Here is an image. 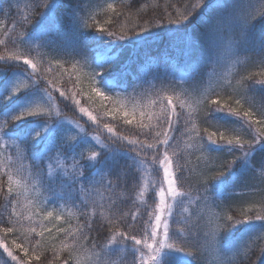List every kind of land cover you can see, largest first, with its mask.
<instances>
[{
  "label": "trees",
  "instance_id": "obj_1",
  "mask_svg": "<svg viewBox=\"0 0 264 264\" xmlns=\"http://www.w3.org/2000/svg\"><path fill=\"white\" fill-rule=\"evenodd\" d=\"M56 7L49 10L43 16L33 19V0H0V56H7L9 52L20 51L14 49L9 37H15L20 32L29 28L28 36L33 41L41 38V33L49 25L59 24L62 18L67 19L72 10L76 7H85L89 22L100 21L104 24L111 20L110 30L119 33L122 29H127L137 23H140L139 16L143 15L146 19L151 16L159 18L161 13L172 12L174 15L182 14L186 4L196 3V0H140L137 7L131 11L126 5L131 4V0H54ZM224 3L229 10L235 13L245 15L251 19L249 25L250 36L253 37L244 45L245 50L257 51L256 41L259 36L264 33V0H205L200 9L190 18L189 21L182 25L177 24H161L157 28L149 29L146 32L129 37L123 41H111L106 34L96 31L95 28H82L74 26L70 32L71 43L57 42L55 51L61 55H72L79 57L81 54L87 56L92 62L93 67L103 69L98 76L99 86L107 90L108 96L111 99H103L91 92V86L88 85L87 78L80 73L81 82L76 83L77 73L72 70L69 64H65L64 68H58L55 65L56 59H64L55 53L45 52L49 61H51V71H47L48 65H45L42 72L47 79L52 81L51 90L53 102L60 112V115H75L72 111L65 108V101L59 96L60 92L66 97H79L81 102L89 107V109L98 115L102 125L109 124L114 129V134L127 137L126 141L122 142L121 157H113L111 154L104 157H97L95 161H85V174L82 179L88 180L94 178L92 182L85 181L83 184L78 183L71 192L68 189L71 187V176L73 174L74 162L71 154L83 152L85 158L90 157L93 151L99 152L101 147L110 144L112 135L104 131L105 128H96L94 131L86 128L84 139L72 140L64 143L66 137H72L73 130L69 133L59 128L51 131V124L39 117L27 116L19 120L12 121L1 133V137L11 142L14 150L18 154H11L12 157L6 166L0 163V215L7 216L12 209L9 204V199L16 203V211L24 212L27 216V209L35 214L39 211L41 214H46L47 211L53 212V217H49L44 221V226L49 229L45 233L44 242L46 246V255L52 264H57V259L53 255V251L58 253L59 261L68 255L67 249H63V244H73L71 237H66L59 234L57 228L67 229L70 226L78 227V223L82 224L84 218L80 216L77 208L72 206L69 201L54 198L49 201L51 193L44 192L43 188L51 184L52 190L59 192L61 187L64 189L65 196H76L79 199L87 200L91 205L93 202L103 205L102 209H96L97 215L90 216L93 230L88 233L89 242H95L98 245H108V240L111 239L112 233H108V239L102 234V231H97V225L100 223L107 224L113 204H116L127 215L137 213V221H140L141 215L143 219H147L146 207L151 210L157 203L156 191L150 188L151 184L146 182V174L148 168H152L156 174V178L160 177L159 163L155 165L151 163L137 162L135 168L128 170V178L125 181L121 179L120 186L117 184L115 176L103 174V179L97 175L108 169H114L119 163L124 164V161L132 163L129 156H134L135 152L128 153L127 146L129 141L140 140L147 143H154L150 138H146L139 133V128L136 125H125L121 113H116L114 116H108L106 113L113 108L115 103V91H131V87L136 83V77L140 72V65L143 64L144 53L148 52L157 61L162 59L167 54L170 65V73L174 81L186 84L187 88L193 86L198 87L202 94L211 95L208 92L209 81H212L216 94L221 100H226L229 92L233 89L240 88L243 91L242 85H250L253 81L264 80V63H261L260 57L253 53L249 58L246 54H241L239 57H227V52H224L219 65L215 67L201 66L199 72L193 71V66L186 58L177 52V49L182 45L177 43V47H173V42H180L187 34H191L199 41H203L202 33L206 29V23L217 12V6ZM108 4H112L113 8H108ZM118 13L125 15L118 16ZM31 19V23H28ZM200 55L206 56V49L203 43L199 45ZM136 52L134 60L130 57V53ZM22 61L15 60H0V121L5 117H10L23 108H27L37 101L44 103L46 96L37 85H29L21 88V91L11 95L7 100L4 99L15 85L22 83L27 79L26 74L19 71H13L21 64ZM38 67L40 65L38 64ZM124 68L129 71L125 73ZM152 65H145L143 71L151 73ZM250 77V78H249ZM85 80L82 82V79ZM157 87H161L157 82ZM87 91V92H86ZM75 94V95H73ZM246 95L251 99L253 119H260L259 107L264 104V87L257 86L247 91ZM156 99L155 95L138 98V103L143 106L144 111L153 113L151 123L157 124V116L161 115V104L153 107H148L151 100ZM121 102H124L123 100ZM174 102V101H173ZM176 103V102H174ZM132 104L128 103V108L131 110ZM215 107V106H214ZM249 104H245V108ZM177 111L180 109L177 107ZM184 111H190L185 107ZM211 119L226 128H239L241 121L231 114L225 112H214ZM145 123L149 121L145 119ZM163 128H167V124L163 123ZM197 130L208 125L201 124L199 120H195ZM191 128V125H189ZM161 128H156L154 131H161ZM215 130V129H210ZM37 133H39L37 135ZM96 133L101 139V145L93 139L87 138L89 135ZM176 140L174 141L175 150L177 153H183L187 157V164L193 169L192 179L186 183L181 191L190 192V197H185L190 200L188 211H180L177 215H173V220L180 221L172 223V227L177 230H183V236L187 237L189 230H193V225L196 223V211L204 213L205 219L214 213L228 212L237 218H242L241 213L245 212L251 216H264V182H262L260 173L264 171L261 164L264 163V143L253 145V152L249 163L252 165L248 171V163L244 160H238L232 169L227 171L222 177L209 182V188L212 193H230L236 185L239 178L246 176L244 182L246 185L245 195H240V190L237 189L236 194L226 198L221 207H216L211 201L205 207L203 202L198 206L197 198L199 193L196 191V175L206 167H211L212 163L219 161H211L208 159V153L199 150H194L189 147L196 143L195 133L182 135L180 131L174 133ZM171 135V133H170ZM75 136V135H73ZM76 137V136H75ZM86 139V140H85ZM161 141L164 139L160 137ZM244 139H249L245 136ZM1 147V143H0ZM63 148L67 153L55 151L57 148ZM227 147L225 145L209 144V150L224 156L225 159L231 160L233 157H227ZM49 153L43 163L40 165L39 172L36 165L39 162V157ZM151 155V154H150ZM172 155V152H169ZM215 155V154H214ZM236 155H242L237 153ZM79 160V156L76 157ZM173 158V169L176 171V164L183 163ZM215 170V169H214ZM12 176L13 193L16 195L10 196L7 192V175ZM44 179V185H41V179ZM109 181L114 187L109 188ZM150 188V190L148 188ZM231 206L229 209L228 206ZM92 209L90 208V212ZM59 216L60 220L55 217ZM37 230L39 231V223L41 217L34 215ZM128 222L133 223L137 229L136 232L129 230L130 235H137L138 238L142 234L141 224L133 222L131 215H128ZM24 226H28V220L25 219ZM50 233V234H49ZM249 237V247L247 249L240 247ZM39 238V237H37ZM11 237H9V240ZM120 240L116 236V241ZM22 242L18 239L17 241ZM180 246L179 241L176 242ZM205 245L204 255L205 264H241L242 259L247 257L246 264H251V261L256 259V254L259 253L261 247H264V221L251 220L246 223L235 225L232 228L222 231L218 236V244L215 247L211 237L207 241H203ZM53 245L55 246L53 249ZM113 252L111 260L114 264H139V258L136 253L133 254L131 245L128 247H119L115 243L112 245ZM239 249V251H237ZM99 251V248L96 249ZM14 254L22 257V253L14 249ZM44 260V255L41 256V261ZM172 264H198L194 258L189 256L188 260L179 258L167 259ZM32 264H40L33 260ZM258 264H264V256L258 259Z\"/></svg>",
  "mask_w": 264,
  "mask_h": 264
},
{
  "label": "snow or ice",
  "instance_id": "obj_2",
  "mask_svg": "<svg viewBox=\"0 0 264 264\" xmlns=\"http://www.w3.org/2000/svg\"><path fill=\"white\" fill-rule=\"evenodd\" d=\"M139 3L140 0H131V4L126 5V7L131 11ZM204 3L205 0H196V3L186 4L184 12L178 15L168 12L166 14L161 13L159 18L149 16L147 19L143 15H140V23L129 27L127 31L122 29L119 33L110 30L111 20L106 21L104 24H101L100 21L90 23V18L87 15L85 7H76L67 19L62 18L59 24L53 23L49 25V27L42 31L41 38L36 41L29 38V28L20 32L14 38L10 36L9 41L13 48L20 49V51L9 52L6 57L0 56V60L22 61L13 71L25 73L27 79L13 86L10 93L4 99L7 100L11 95L20 92L21 88L29 85H37L45 94L46 101L44 103L37 101L33 105L12 114L10 117L3 118L0 121V132L12 121L27 116L39 117L48 124L53 123L54 118L62 120L60 112L54 110L53 107L51 90L53 82L48 80L44 72L41 71L45 65H48L47 71H51L52 62L47 59L45 55L46 51L64 58L56 59L54 61L55 65L58 68H64L65 64H69L72 70L77 73V84L81 82L80 73L83 72L91 86L92 93L103 99H111L107 94L109 92L99 86L98 76L103 71L102 68L97 69L93 67L92 62L84 54H81L79 57L61 55L54 50L58 41L71 43L70 32L72 27L95 28L97 32L106 34L111 41H123L131 36L146 32L149 29L157 28L161 24L182 25L189 21ZM55 7L54 0H33L32 18L36 19L37 17H41ZM108 8H113V5L108 4ZM217 9L216 14L206 23V29L202 33L203 41H199L191 34H187L183 37L182 41L173 42V47H177V43L182 45L177 49V52L192 64L193 71L199 72L201 66L215 67L219 65L222 58H224L225 50L228 58L232 56L239 57L241 54H246L250 58L253 53H256L260 57L261 63H264V33L256 41L257 51H248L244 48L245 43L253 38L250 36L249 25L251 19H254V17L249 18L245 15L235 13L229 10L224 3L218 5ZM117 15L125 14L118 13ZM28 23H31V19H29ZM0 43H4V41H0ZM201 43L205 46L206 56L199 54V45ZM135 56V51L130 53V57L133 60ZM168 60L167 54L157 61L151 54L145 52L143 64L140 65L139 75L136 77V83L132 85L131 91L111 92L114 94L115 103L119 104V107L111 108L106 114L108 116H114L116 113H121L125 125H136L140 130L138 134L150 138L154 143L146 144L140 140L129 141L125 147H127L129 154L135 152L134 156H129L132 163L129 164L125 160L123 165L118 163L114 169L105 170L97 175L101 180L105 173L115 176L117 181L115 187H119L121 179L127 180L128 170L135 168L137 162L151 163L153 165L158 162L163 169V180L159 183V191L157 193L159 202L151 210L146 207L147 219H143L141 215L140 221H137V213L126 215L122 209L116 204H113L112 208L114 210L110 213L108 223H100L96 228L97 231L103 230L102 234L106 239H108V233H112L111 239L108 240V245L105 246L98 245L95 242H89L88 236V233L93 230L92 221L89 217L96 216V209H102L103 205L95 202L90 205L87 200L79 199L76 196H65L63 187H61L59 192L53 191L51 184L44 187V192L51 193L49 201L54 198H59L65 201V203L70 201L72 206L78 209L80 216L84 218V222L82 224L78 223V227L76 228L71 226L67 229L57 228L56 231L59 234L71 237L73 240L72 245H68L67 243L63 244V249H67L68 255L62 262L58 259V253L55 250L53 251V255L57 259V264H114L111 260V254L113 252L112 245L114 243L121 248L131 245L133 254L139 251L136 246L143 245L144 248L148 249V252L146 255L141 252V264H149V262L151 264H172L171 261L165 258V250L171 249L186 253L198 261V264H205V245L203 241H207L211 237L215 247L218 249V236L222 231L251 220L264 221V216L257 215L253 217L245 212L241 213L242 218H237L232 214L231 210L226 213H214L205 219L204 213L198 207L195 213L197 219L193 225L194 231L189 230L187 237L183 236V230H177L172 227L170 221L172 223H179L180 221L173 220L171 207L166 204V197L170 196L173 200L177 196L190 197V192H184L180 189L191 181L193 173V169L186 162L187 157L183 153H177L175 150L174 141L176 140V136L174 133L178 131L182 135H187L190 132L195 133L196 143L189 147L194 150L207 152L208 159L211 161H219V163H212L211 167H206L205 170H202L195 177L196 191L199 193L196 201L198 206L203 202L204 206L207 207L209 201H211L216 207H221L226 198L236 194L237 189L240 190V195H245L246 192L244 189L246 185L244 182L241 183V181H245L246 176L239 178L230 193H212L209 188V182L222 177L227 171L233 168L238 160H244L248 163L247 171L252 168L249 160L253 152V145L264 143V104H261L258 109L261 118L258 120L253 119L252 102L246 93L251 88L257 86V84L264 87V80L258 82L253 81L252 84L246 86L242 85L243 91L240 88L233 89L229 92L227 99L223 101L216 94L212 81L210 80L208 92L211 95L202 94L198 87L193 86L183 90V95L186 99H179L174 103L173 95H176L175 89L179 85L176 84L171 76ZM38 64L40 67H38ZM145 65H152L154 70L151 73L143 71ZM123 71L127 73L129 69L124 68ZM157 82L160 83L161 87H157ZM165 91H171L173 95H161ZM150 95H155L156 99L151 100L148 107L161 104V115L157 116V124L155 125L151 123L153 113L142 110L143 106L138 103V98ZM60 96L63 97L64 93L61 92ZM122 100L124 102H121ZM188 100H191L192 103L189 104ZM129 102L132 104L131 110L128 108ZM76 103L78 104L79 101H76ZM245 104H249V107L245 108ZM185 106L190 109L187 113L184 111ZM177 107L180 109L179 112L177 111ZM80 112L85 113L87 110L80 108ZM214 112L231 114L241 121V125L238 129L226 128L210 118ZM87 115L95 121L96 118L92 116L91 112H87ZM145 119L149 122L145 123ZM195 120H199L201 124L208 125V127L197 130V126L194 123ZM161 121L167 124L166 129L163 128ZM189 125H191V128H189ZM104 128L109 134H113L108 146L101 147L99 152L93 151L91 156L87 158H85L83 152L71 154L74 167L71 176V187L68 189L69 192L78 183L83 184L85 181L92 182L94 180L93 177L88 180L82 179L85 174V161H95L97 157H104L109 154L113 157H121L122 142L128 138L114 134V129L109 124H105ZM156 128H161L162 130L154 131ZM161 136L164 137L162 141L160 139ZM245 136H248L249 139H244ZM74 139L75 136L69 138L68 135L64 143H68ZM209 144L228 146L227 157L231 156L233 159L227 160L224 156L210 151ZM55 151H62L66 155L69 154L62 147L57 148ZM170 151L172 152L171 156L169 155ZM237 153H241L242 155H236ZM48 154L39 157V162L36 165L38 172L40 165ZM77 155L79 156V160L76 159ZM174 157L178 160L185 161L176 164L175 172L173 171ZM261 167L264 168V163L261 164ZM5 175H7L8 194L10 196L16 195V193H13L11 174L5 173ZM260 176L262 182H264V171H261ZM41 185H44L43 177L41 179ZM164 185H166V188ZM108 187H114L110 181ZM9 204L12 205V209L8 215L6 217L0 215V249L15 264H32L33 260L40 262V264H52V261H49L48 256L45 254L47 249L43 238L45 233L49 232V229L44 226V221L49 217H53V212L47 211L46 214H41L37 211L34 214L31 207H29L27 209V216H25L24 212L16 211V203L14 201L9 199ZM228 207L231 209L230 205ZM90 208L92 209L91 212ZM166 210L168 211L167 216L165 215ZM34 215L41 217L39 231L37 230V226H35L36 221L33 219ZM128 215H131L133 222H139L141 224L142 234L139 238L137 235L129 234V230L136 232L137 229L133 226V223L128 222ZM25 219L28 220L27 227L24 226ZM55 219L60 220V217L56 216ZM116 236L120 238L118 242L116 241ZM9 237H11L10 240ZM18 239L22 242L18 243ZM250 239L251 237L240 247L247 249ZM177 241H179L180 246H177ZM54 247L53 245V249ZM97 248H99V251H96ZM14 249L22 253V257L14 254ZM42 255H44L43 261H41ZM261 256H264V247L260 248L259 253L256 254V259L251 261V264H258V259ZM246 260L247 257L242 259L241 264H246ZM5 264H9V262L5 261Z\"/></svg>",
  "mask_w": 264,
  "mask_h": 264
},
{
  "label": "rangeland",
  "instance_id": "obj_3",
  "mask_svg": "<svg viewBox=\"0 0 264 264\" xmlns=\"http://www.w3.org/2000/svg\"><path fill=\"white\" fill-rule=\"evenodd\" d=\"M85 80L82 79V82ZM88 81V80H86ZM88 83V82H87ZM89 85V84H88ZM177 85H179L176 89V95H173V93L171 91H165L162 92L161 95H173V101L177 102L179 99H186V97L183 95V90L186 87V84L182 83V82H177ZM87 92V91H86ZM61 93V92H60ZM60 96V94H59ZM61 97V96H60ZM64 101H65V108L68 109V111L70 112H74L75 115H67L61 114V118L62 120H60L59 118H54L53 123L51 125V131H53L56 128H59V130H63L67 133H69L70 131L73 130L72 136L75 135V139L79 140V139H84V133L86 132V128L88 127V129H91L92 131H94V129L96 128H104L102 125V120L100 121L98 115H96V113L92 112L89 107H87L86 105H84L81 102V99L78 97H66L63 96L61 97ZM76 101H79V103L77 104ZM188 103L191 104L192 101L188 100ZM67 105V107H66ZM114 107H119V104L114 103L113 105ZM53 107L54 110H58L55 102H53ZM187 107V106H185ZM80 108H84L87 110V112H91L92 116H94L96 119L95 121H93L92 119L89 118V116L87 115V112L85 113H81L80 112ZM104 131H106V129H104ZM107 132V131H106ZM108 133V132H107ZM78 134V135H77ZM91 134V133H90ZM1 135V133H0ZM113 135V134H111ZM2 136V135H1ZM0 136V143H1V147H0V163L2 166H6L7 163L10 161L12 155L11 154H18L16 150H14V146L11 142H8L7 140H5L4 138H2ZM87 138L93 139L95 142H97L99 145H101V139L98 138L97 134H91L89 135ZM86 140V139H85ZM160 169V177L157 179L156 178V174L153 172L152 168H148L149 170H147V174H146V182L147 184H151L150 188H154L156 191V200L157 203L159 202L158 200V196L157 193L159 191V183L163 180V169L162 166L159 165ZM174 171V169H173ZM166 188V185H164ZM148 188V187H147ZM150 188H148L150 190ZM189 202L190 200L185 198V197H180L177 196L175 198V200H173L170 196L166 197V204L169 205L171 207V213H172V217L175 214V212L177 213V215L180 213V211H188V207H189ZM165 215H168V211H165ZM172 221H170L171 223ZM171 242V241H170ZM149 243H151V241H149ZM139 251H136V255L137 258H139V264H141L140 262V256H141V252H143L145 255L148 252V249L144 248L143 245H139L136 246ZM179 258L182 260H188L189 259V255H187L186 253L180 252L178 250L175 249H171V250H165V258L166 259H171V258ZM5 261H8L9 264H15V262L11 261V258L7 256L6 253H3V250L0 249V264H5ZM149 264H151V262H149Z\"/></svg>",
  "mask_w": 264,
  "mask_h": 264
}]
</instances>
